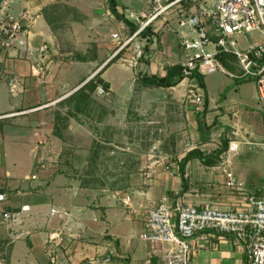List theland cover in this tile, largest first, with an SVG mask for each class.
I'll list each match as a JSON object with an SVG mask.
<instances>
[{
	"label": "crops",
	"instance_id": "1",
	"mask_svg": "<svg viewBox=\"0 0 264 264\" xmlns=\"http://www.w3.org/2000/svg\"><path fill=\"white\" fill-rule=\"evenodd\" d=\"M62 1L65 0H3L5 19H16L23 13L28 19L22 22L20 43L0 51V250H7L0 264L12 259L20 262L18 257L25 264H52L51 259L83 264L105 257H110V264H160L159 251L169 246H153L141 239L147 211L159 202L178 201L225 210L243 208L250 194L264 197L258 187L249 185L248 179H240L239 169L232 170V165L226 167L236 186L229 188L221 170L225 160L213 167L202 165L198 159L188 161L182 182L178 163L188 150L170 156L169 164L159 173L150 172L154 174L151 178H134L124 198L116 196L117 191L113 200L101 197L94 202L90 192L60 167L66 156L61 139L53 133L55 111L58 104L122 51L124 25L108 10L100 14L92 10L87 0H78V5L69 0L67 3L80 8L77 14L81 18L57 19L55 30L61 32L57 35L43 9ZM116 2L117 12L129 21V13L142 19L151 7V0ZM164 23L157 20L149 26L150 54L137 60V75L162 77L168 67L181 62L180 29ZM41 45L47 48L45 64L42 63L46 67L43 82L31 74V65L40 64V60L35 55L28 59L26 54ZM108 46L112 54L106 59ZM92 47L97 48L94 59H69L76 52L92 53ZM110 67L101 77L113 90L107 77ZM12 78L19 82L15 93L8 84ZM261 121L264 139L262 118ZM237 126L233 123L230 127L236 132ZM5 212L15 214L16 220L5 221ZM190 248L189 264H247L243 245L231 236L204 232L190 240Z\"/></svg>",
	"mask_w": 264,
	"mask_h": 264
},
{
	"label": "rangeland",
	"instance_id": "2",
	"mask_svg": "<svg viewBox=\"0 0 264 264\" xmlns=\"http://www.w3.org/2000/svg\"><path fill=\"white\" fill-rule=\"evenodd\" d=\"M87 1L86 4L91 2L92 10L99 14L108 10L107 0ZM67 2L69 0L49 5L55 7L50 11L53 20L81 18L80 13L73 15L71 12L80 8ZM75 2L79 4L78 0ZM0 15L4 21V11ZM131 37L124 25L120 44L122 57L118 56L110 65L107 75L113 90L105 91L98 86L80 104L79 110L69 108V103L58 104L54 130L61 137L66 156L60 167L78 186L90 192L94 202L101 197L113 200L117 191L119 195L116 196L124 198L134 178H151L153 173H159L169 164L170 156L190 148L199 146L205 153L212 152L225 136L230 142L238 143V150L230 155L227 150L223 156L226 163L222 166L232 165V170L239 169L240 179H248L252 188L260 189L264 183V151L258 147L263 140L262 117L254 80L241 77L236 61L232 69L223 67L224 73L217 71L203 76L201 92L207 94L208 105L204 117L201 116L203 111L197 114L202 123V132H199L194 106L187 99L188 90L197 83L188 79L168 89L143 87L136 73L143 44L138 38L129 41ZM257 38L255 33L243 35L241 46L250 45ZM1 39L2 36L0 42ZM91 49L93 52L97 48ZM111 51V46L105 48L106 59ZM98 88L103 90L102 94L98 93ZM233 123L238 125L237 138L233 133L235 129L230 127ZM205 135L208 137L204 138ZM203 138L205 143H201ZM6 251L0 250L1 259L5 258ZM18 259L20 262L6 261L7 264H25L21 257Z\"/></svg>",
	"mask_w": 264,
	"mask_h": 264
},
{
	"label": "built area",
	"instance_id": "3",
	"mask_svg": "<svg viewBox=\"0 0 264 264\" xmlns=\"http://www.w3.org/2000/svg\"><path fill=\"white\" fill-rule=\"evenodd\" d=\"M151 7L144 18L130 13L127 18L139 25L129 39L137 37L146 27L162 20L166 25L173 24L180 29L179 46L184 80L193 73L205 76L220 71L224 73L219 60L221 55L236 58L241 70V77L253 79L262 119L264 121V0H151ZM5 2H2V11ZM1 12V10H0ZM2 16V15H0ZM5 19V18H4ZM23 13L16 19L0 17V48L10 50L20 43L22 22L27 20ZM164 23V24H165ZM257 34L252 44L241 46V37ZM139 50L140 47H137ZM46 46L27 51L28 59L37 56L40 64L31 65V74L43 82L46 75ZM142 53V50L140 51ZM11 93L16 92L18 80H9ZM98 93L103 90L98 88ZM187 99L194 106L195 113L203 111L204 95L195 87L188 90ZM236 135V132H233ZM264 150V139L258 144ZM238 150V143L230 142L228 154ZM228 167V166H227ZM226 166L227 186L234 188L233 174ZM264 193V183L260 186ZM26 207H22L25 210ZM5 221L14 222L13 213L3 214ZM204 232L231 236L243 245L247 264H264V197L248 195L245 206L241 209L219 210L210 206L201 208L184 205L182 202L168 204L159 202L147 211L145 231L141 239L150 245L167 244L169 248L160 250V264H189L190 240ZM156 251V250H154ZM52 264H73L70 259ZM110 257L101 260L92 259L88 264H110Z\"/></svg>",
	"mask_w": 264,
	"mask_h": 264
},
{
	"label": "trees",
	"instance_id": "4",
	"mask_svg": "<svg viewBox=\"0 0 264 264\" xmlns=\"http://www.w3.org/2000/svg\"><path fill=\"white\" fill-rule=\"evenodd\" d=\"M2 2L3 0H0V6ZM107 3H108L107 8L110 14L117 21L122 22L126 26L129 32V35H133L138 29L139 25L135 24L134 21L133 22L129 21L128 19L124 17L123 14H119L117 12L116 0H107ZM54 9H55L54 6H51V7L47 6L45 9H43V15L45 19L47 20V23L49 24V26H51L52 30L55 32L56 31L55 22H57V20H53V18L50 15V11ZM72 13L73 15L77 14L76 11H72ZM151 36H152V32L150 30V27H146L141 33H139L137 37H135V38H138L142 42L141 44H143L142 54H141L142 56L146 54L147 55L150 54L149 47L151 45V38H150ZM120 52L121 51H119V53ZM119 53L114 55L111 59H109V61L104 65V67L99 72H97L91 79H89L78 90H76L74 93L69 95L61 103H69L68 104L69 108L74 109V110H79L80 104L85 100V98L88 99L90 93L94 92L98 86H101L105 91H109L110 85L109 83H107L106 81L102 79L101 75L110 65L116 62L117 57L119 56ZM94 58H95L94 52L92 53L89 52L87 54H81V53L76 52L69 56V59L77 61V62H86ZM219 60L225 69H232V66L233 64H235V61L238 64L236 58L232 55H221L219 57ZM184 78L185 76L183 75V68L180 64H175V65L168 67L165 75L162 77H158L156 75L138 74V79H139L140 84L143 87H150V88H153V87L154 88H166V89L173 88L179 85L184 80ZM190 80L196 82L197 86L200 89H204L203 76L193 73L190 76ZM207 105H208V99H207V94L205 93L204 94V108H203V112L201 115L203 117L206 113ZM197 114L198 113H196L195 121L197 123L199 132H202L200 131L201 129L200 127L202 125L201 119H200V116ZM263 130H264V121H263ZM53 133L55 136L61 139V137L57 133V130L56 131L53 130ZM207 137L208 135H205L204 138H207ZM204 138L201 143H205L204 141L206 140ZM229 143H230L229 139L225 136H222L220 138V145L218 146V148H216L212 152L205 153L199 148H193L189 150L186 153V155L178 163L179 174H180L182 182H184V167L188 161L193 160V159H198L202 165L207 166V167H213V166L219 165V163L223 161V158H224L223 156L226 154L228 150ZM260 192L262 191L260 190ZM250 195L261 197L258 194H250ZM83 264H88V263L83 262Z\"/></svg>",
	"mask_w": 264,
	"mask_h": 264
}]
</instances>
